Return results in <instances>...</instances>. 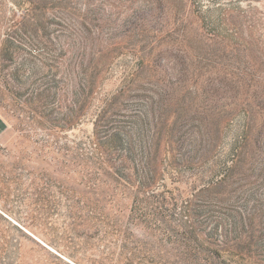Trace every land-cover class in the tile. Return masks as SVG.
I'll return each instance as SVG.
<instances>
[{
  "label": "rangeland",
  "instance_id": "374dc122",
  "mask_svg": "<svg viewBox=\"0 0 264 264\" xmlns=\"http://www.w3.org/2000/svg\"><path fill=\"white\" fill-rule=\"evenodd\" d=\"M0 118V264H264V0H0Z\"/></svg>",
  "mask_w": 264,
  "mask_h": 264
},
{
  "label": "trees",
  "instance_id": "16d2710c",
  "mask_svg": "<svg viewBox=\"0 0 264 264\" xmlns=\"http://www.w3.org/2000/svg\"><path fill=\"white\" fill-rule=\"evenodd\" d=\"M5 127V123L0 118V132ZM110 130L111 127H107L98 131L96 127V149L101 154L102 162L124 178L127 183L132 184L135 180H138L139 188L144 192H148L155 183L151 174L156 173L155 169L150 166V159H154V155H151L152 142L149 141L148 143L147 140L144 141L143 139L139 141L134 137L124 140L120 135L121 130H118L119 133H113ZM156 148H160V143L156 144ZM137 151L140 153H137ZM137 155L140 161L136 159ZM133 162L135 163L133 165L136 174L135 178L125 172L129 169L127 164H132Z\"/></svg>",
  "mask_w": 264,
  "mask_h": 264
}]
</instances>
